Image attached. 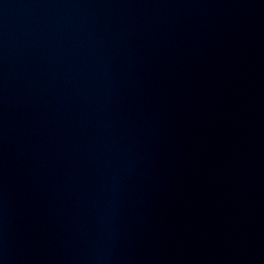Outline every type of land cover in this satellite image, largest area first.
<instances>
[{
    "label": "water",
    "instance_id": "95a60500",
    "mask_svg": "<svg viewBox=\"0 0 264 264\" xmlns=\"http://www.w3.org/2000/svg\"><path fill=\"white\" fill-rule=\"evenodd\" d=\"M0 264H264V0H0Z\"/></svg>",
    "mask_w": 264,
    "mask_h": 264
}]
</instances>
